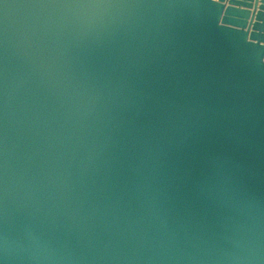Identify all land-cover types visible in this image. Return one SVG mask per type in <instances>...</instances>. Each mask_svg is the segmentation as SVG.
<instances>
[{
    "label": "water",
    "instance_id": "obj_1",
    "mask_svg": "<svg viewBox=\"0 0 264 264\" xmlns=\"http://www.w3.org/2000/svg\"><path fill=\"white\" fill-rule=\"evenodd\" d=\"M0 264H264V0H0Z\"/></svg>",
    "mask_w": 264,
    "mask_h": 264
}]
</instances>
